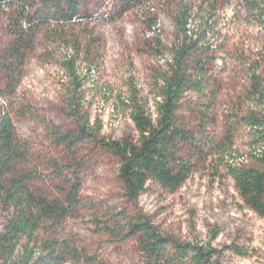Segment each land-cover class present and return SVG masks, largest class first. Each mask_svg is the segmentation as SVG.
<instances>
[{
  "label": "rangeland",
  "instance_id": "374dc122",
  "mask_svg": "<svg viewBox=\"0 0 264 264\" xmlns=\"http://www.w3.org/2000/svg\"><path fill=\"white\" fill-rule=\"evenodd\" d=\"M179 1L151 0L124 8L120 0H88L87 17L64 26L48 21L37 32L15 91L13 123L27 145V170L34 186L57 196L60 180L52 165L74 162L81 168V203L73 216L60 223L44 221L31 238L20 237L12 253L0 248V264L23 260L29 250L35 261L47 241L65 244L59 247L61 264H90L88 259L97 264H144L139 235L130 229L139 216L165 237L210 242L222 249L221 264H264V218L245 206L226 170L228 165L260 168L252 158L263 150H251L243 118L250 111H264V103L250 97V76L264 78V19L245 0H220L213 18L216 38L208 34L192 53V68L204 77L203 89L184 94L176 112L193 137V145L179 146L178 154L192 172L178 189L169 192L149 182L131 201L118 176L119 158L96 142L64 150L49 138L50 128L74 129L64 111L72 88L63 68L73 56L84 78L82 105L90 122L99 123L100 137L136 139L130 110L118 103V96H128L130 84L156 119L161 85L156 76L167 70L178 43L173 16ZM191 1L197 12L203 0ZM204 10L209 12L207 4ZM200 16L190 20V30ZM13 39L8 21L0 17V53ZM13 217L0 205V235ZM231 246L250 253L238 256L226 249Z\"/></svg>",
  "mask_w": 264,
  "mask_h": 264
},
{
  "label": "trees",
  "instance_id": "16d2710c",
  "mask_svg": "<svg viewBox=\"0 0 264 264\" xmlns=\"http://www.w3.org/2000/svg\"><path fill=\"white\" fill-rule=\"evenodd\" d=\"M124 8L137 7L151 0H120ZM264 4V0H260ZM220 0H203L194 12V1L180 0L173 16L175 37L178 43L172 48V58L167 70L158 73L159 100L156 102V119L147 110L148 102L140 95L134 84H130L126 97L118 96V103L130 110V119L137 133L136 139L120 141L100 137L99 123L92 124L83 107L85 97L84 78L79 74L74 56L63 62L64 74L72 88L65 106L66 115L72 119L74 129L61 132L50 128L49 138L55 146L73 150L84 142H96L120 159L118 176L123 184L126 197L138 199L149 182L172 192L189 177L192 166L179 156V146L193 145L191 137L178 122L176 112L179 102L187 92H202L203 75L192 68V53L197 50L200 40L217 36L216 22L213 21ZM257 15L264 19V6L254 0H245ZM88 0H0V17H5L13 34V40L0 53V205L13 212L5 232L0 235V248L10 253L20 237L33 234L44 221L62 222L73 216L81 203L82 181L80 167L75 163L55 162L57 196L47 194L33 184V175L27 170L29 155L27 145L20 139L13 123V101L16 88L23 76L28 53L32 50L37 32L48 21L67 25L82 16L87 17ZM207 4L208 13L204 12ZM83 11V12H82ZM83 13V14H82ZM208 18H201V14ZM239 14L238 11L235 15ZM194 15L199 21L190 30ZM151 26L156 25L150 20ZM250 97L264 103V78L250 76ZM243 122L250 129V147L253 162L260 168L226 166L234 182L235 190L245 206L257 216L264 218V111H250ZM131 233L139 235L141 252L146 256L144 264H221L222 249L214 248L210 242L198 240L179 241L161 235L148 221L138 217L130 224ZM62 244L44 242L35 261L32 251L25 259L10 264H61L64 261ZM62 247H66L65 244ZM169 249V250H168ZM238 256L249 255V250L240 246L226 248ZM90 264L96 261L88 259ZM6 264V263H5ZM100 264V263H98Z\"/></svg>",
  "mask_w": 264,
  "mask_h": 264
}]
</instances>
